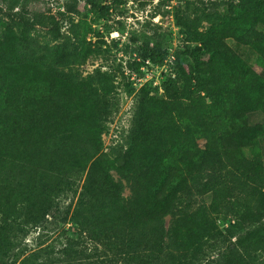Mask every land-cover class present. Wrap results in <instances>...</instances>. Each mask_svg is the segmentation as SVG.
<instances>
[{
	"label": "trees",
	"instance_id": "16d2710c",
	"mask_svg": "<svg viewBox=\"0 0 264 264\" xmlns=\"http://www.w3.org/2000/svg\"><path fill=\"white\" fill-rule=\"evenodd\" d=\"M86 1L90 10L99 9L97 0ZM233 2L240 20L215 22L202 39V50L184 51L195 59L208 56L220 74L200 68V79L193 83L168 49L139 46L136 71L144 60L162 64L172 53L175 75L164 74L161 91L150 84L140 87L127 137L110 152L100 148L102 122L127 99L119 107L114 78L106 71L98 68L80 77L66 69L77 44L63 40L61 28L74 6L50 19L53 43L33 37L34 22L26 9L10 13L0 38V264L17 258L14 236L25 237L29 228L49 221L69 225L58 232L62 244L38 247L16 264H200L211 254L215 264L264 259V166L259 156L264 120L251 127L229 87L264 85V75L235 65L239 56L225 42L231 37L251 42L254 26L264 18V0ZM251 46L264 64V45ZM209 76L212 81L204 80ZM180 81L184 87L179 93ZM253 108L264 114V97ZM170 146L172 155L160 157ZM117 158L154 175L141 217L121 200L110 172ZM185 189L208 195L209 202L166 229L163 216ZM255 203L262 206L252 214ZM217 214L244 225L232 224L225 238L217 229Z\"/></svg>",
	"mask_w": 264,
	"mask_h": 264
},
{
	"label": "rangeland",
	"instance_id": "374dc122",
	"mask_svg": "<svg viewBox=\"0 0 264 264\" xmlns=\"http://www.w3.org/2000/svg\"><path fill=\"white\" fill-rule=\"evenodd\" d=\"M99 9L90 10L86 0H0V38L6 23L10 20V13L18 14L22 7L26 9L34 22L31 30L33 37L41 43H53L51 35L50 19L57 17L67 6L73 5V12H66L61 28L63 40H71L77 44L73 51L72 62L66 69H71L86 77L98 68L106 71L114 78L115 100L121 107L123 101L132 99V116L136 106L138 90L128 78V71L136 68L139 55V46L148 44L154 47L168 49L177 58L178 65L191 74L193 83H197L200 76L197 69L208 72L214 69L217 74L221 70L212 64L208 56L195 59L185 50H202V39L208 35L213 25L217 22L234 21L240 19V8L234 0H97ZM216 22V23H215ZM215 23V24H214ZM250 43H244L236 37L226 38L225 42L239 56L235 65L251 67L257 74L264 75V64L259 62L255 54V48L251 45L261 42L264 45V18L256 24L252 30ZM77 56V59H75ZM75 59V60H74ZM178 69H180L178 67ZM230 69V68H229ZM234 69H230L232 72ZM207 75V74H206ZM216 78V77H215ZM204 80L212 81L210 76ZM229 84V80L227 81ZM184 87V82L177 83L178 92ZM234 94L241 107L247 111V122L251 127L264 120L261 110L254 109L253 104L264 97V85L249 84L242 90H237L233 85ZM161 96L163 92H154ZM122 108V107H121ZM120 109V108H119ZM121 110V109H120ZM122 111V110H121ZM132 116L119 113V110L102 122L104 131L100 136L101 149L110 152L112 147L118 148L127 137L132 124ZM79 120L80 118L77 117ZM203 145V141L199 142ZM172 148L167 147L161 151L163 157L169 158ZM260 161L264 166V144L260 145ZM113 156V158H115ZM117 163L110 166V172L121 188V200L127 206L130 213L142 216L145 203L150 194L154 181L152 171L146 168H134L117 158ZM157 167L153 162L151 170ZM80 184L79 181H77ZM69 199L66 201L68 202ZM209 202L208 195H202L194 190H181L174 200L169 211L163 216V225L166 229L173 227L179 216L193 212L200 205ZM261 203H255L251 207V213L256 214L257 207ZM217 229L221 235L228 237L232 224L242 227L241 219L229 215H214ZM64 223L47 222L45 227L32 229L25 237L14 236L13 240L19 245L17 258L7 263L16 264L20 259L38 247L50 246L57 249L64 239L58 237V232ZM243 232V230H241ZM235 237L232 238V240ZM215 255L206 256L200 264H215ZM257 257V255H256ZM253 264H264V259L258 257Z\"/></svg>",
	"mask_w": 264,
	"mask_h": 264
},
{
	"label": "built area",
	"instance_id": "2783aa9c",
	"mask_svg": "<svg viewBox=\"0 0 264 264\" xmlns=\"http://www.w3.org/2000/svg\"><path fill=\"white\" fill-rule=\"evenodd\" d=\"M172 53L168 58L164 60L162 64L152 63L149 59L144 60V62L139 66L138 71L129 70L127 73L133 82V85L137 88L142 87L145 84H150L152 87H159L161 91V83L164 79V74L174 76L175 73L172 68L173 62ZM122 110V111H121ZM119 111L120 115L131 116L132 115V99H127L122 108Z\"/></svg>",
	"mask_w": 264,
	"mask_h": 264
}]
</instances>
